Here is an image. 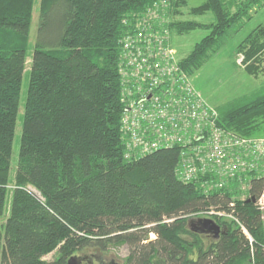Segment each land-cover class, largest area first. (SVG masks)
<instances>
[{"label":"trees","instance_id":"trees-1","mask_svg":"<svg viewBox=\"0 0 264 264\" xmlns=\"http://www.w3.org/2000/svg\"><path fill=\"white\" fill-rule=\"evenodd\" d=\"M36 3L0 0V264H68L76 254L105 255L120 246L129 249L124 264H264V214L249 202L264 192V170L222 186L213 173L185 183L178 147L130 151L120 130L123 60L171 49V33L204 29L209 34L178 64L193 77L264 0H206L190 13L213 14L208 25L170 20L188 0H40L14 169ZM236 51L245 72L259 78L264 28ZM216 111L225 134L264 139V92ZM210 209L235 216L242 227L214 216L226 229L219 238L196 232L190 221ZM55 251L56 260L44 261Z\"/></svg>","mask_w":264,"mask_h":264},{"label":"built area","instance_id":"built-area-1","mask_svg":"<svg viewBox=\"0 0 264 264\" xmlns=\"http://www.w3.org/2000/svg\"><path fill=\"white\" fill-rule=\"evenodd\" d=\"M154 51L146 59L134 57L121 64L126 107L120 130L127 148L146 154L178 147L182 157L179 176L185 183L213 173L222 186L242 173L264 170V139L225 134L217 127L216 109L179 70L175 51L166 49L153 55ZM255 205L264 214V192ZM214 216L241 226L235 216L214 209L197 219ZM243 231L249 237L245 228Z\"/></svg>","mask_w":264,"mask_h":264},{"label":"rangeland","instance_id":"rangeland-1","mask_svg":"<svg viewBox=\"0 0 264 264\" xmlns=\"http://www.w3.org/2000/svg\"><path fill=\"white\" fill-rule=\"evenodd\" d=\"M206 0H188L186 7L180 10V15H172L170 20L173 21H195L200 24H211L214 22L213 14H206L203 16H194L190 12L194 8L203 5ZM251 19H245L241 26L236 27L232 33L225 39L220 51L204 65V67L190 77L199 94L203 99L211 104L214 109H222L237 100L250 99L251 97L264 92V73L259 78L249 76L243 68V57L237 54V47L255 30L264 28V6L261 9L251 13ZM40 23V0H37L34 15L32 20L30 44L31 49L28 54L26 72L22 85V102L20 105V112L18 117V124L16 128V135L14 140V155L13 168L17 167V162L20 155V144L23 128L24 104L27 98V92L30 83V74L33 57V47L37 41V35ZM170 40L171 50H175L176 62L188 57L193 51L194 47L201 42L209 32L204 29H197L190 34L184 36L175 35ZM49 38H53L52 35ZM241 61V63H240ZM264 69V63L262 65ZM264 71V70H263ZM260 134L264 136V126L260 129ZM247 187L245 184L239 187L238 193L234 198L244 199ZM30 191L40 197V194L33 188ZM11 199L9 198V205ZM195 219V218H194ZM195 220H198L197 218ZM212 220V219H211ZM228 222H233L231 219H226ZM5 220H0V225ZM213 236V235H212ZM151 239H156V236L151 235ZM83 255H96L93 251H85L81 254H76V257ZM129 255V249L126 246L115 247L109 253L103 256L106 261H113L115 264H124L125 259ZM58 258V251L51 253L44 258V261L52 263ZM98 264V263H97Z\"/></svg>","mask_w":264,"mask_h":264},{"label":"water","instance_id":"water-1","mask_svg":"<svg viewBox=\"0 0 264 264\" xmlns=\"http://www.w3.org/2000/svg\"><path fill=\"white\" fill-rule=\"evenodd\" d=\"M255 201L256 199L252 198L249 202L255 203ZM190 225L196 232L201 234H210L215 236V238H219L225 229L210 219H194L190 221ZM81 262L82 258L74 256L68 261V264H80Z\"/></svg>","mask_w":264,"mask_h":264},{"label":"flooded vegetation","instance_id":"flooded-vegetation-1","mask_svg":"<svg viewBox=\"0 0 264 264\" xmlns=\"http://www.w3.org/2000/svg\"><path fill=\"white\" fill-rule=\"evenodd\" d=\"M78 257V256H77ZM80 264H115L113 261H106L100 254L96 255H83Z\"/></svg>","mask_w":264,"mask_h":264},{"label":"bare ground","instance_id":"bare-ground-1","mask_svg":"<svg viewBox=\"0 0 264 264\" xmlns=\"http://www.w3.org/2000/svg\"><path fill=\"white\" fill-rule=\"evenodd\" d=\"M211 220V219H210Z\"/></svg>","mask_w":264,"mask_h":264},{"label":"crops","instance_id":"crops-1","mask_svg":"<svg viewBox=\"0 0 264 264\" xmlns=\"http://www.w3.org/2000/svg\"><path fill=\"white\" fill-rule=\"evenodd\" d=\"M175 51V50H174Z\"/></svg>","mask_w":264,"mask_h":264}]
</instances>
